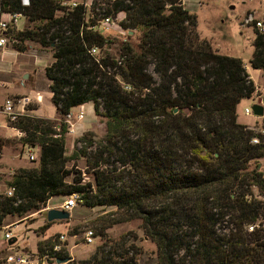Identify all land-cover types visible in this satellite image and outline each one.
<instances>
[{
	"label": "trees",
	"instance_id": "1",
	"mask_svg": "<svg viewBox=\"0 0 264 264\" xmlns=\"http://www.w3.org/2000/svg\"><path fill=\"white\" fill-rule=\"evenodd\" d=\"M62 3L0 0L2 12L27 21L13 40L51 54L45 77L59 116L57 123L23 117L13 124L25 134L21 147L39 149L38 163L12 175L0 228L8 216L77 194L86 207L116 208V224L140 222L156 264H264V135L237 123L238 105L255 93L242 62L199 38L183 0H92L88 14L84 4L71 10ZM118 14L123 41L95 29ZM18 44L16 52L27 51ZM252 47L250 67L264 72V31L254 32ZM86 104L104 121L105 136L99 143L84 136L85 147L68 159L65 118ZM254 138L259 145H251ZM77 155L92 183L66 181V164ZM127 242H105L78 264H137Z\"/></svg>",
	"mask_w": 264,
	"mask_h": 264
},
{
	"label": "rangeland",
	"instance_id": "2",
	"mask_svg": "<svg viewBox=\"0 0 264 264\" xmlns=\"http://www.w3.org/2000/svg\"><path fill=\"white\" fill-rule=\"evenodd\" d=\"M77 4H92V0H72ZM185 6L189 8V12L196 15V31L200 39L206 40L211 46L212 50L218 55L238 59L242 62L248 77L252 80L255 86L254 95L242 101L237 107V123L247 126L255 131L263 130L264 128V115L263 118H255L252 115L245 116L244 109L255 105L257 102H262L264 109V72L253 70L250 67L249 61L252 58L253 47L252 42L254 39V32L257 30L255 27L256 22L263 23L264 25V0H185ZM101 11L96 10V13ZM0 13L1 4H0ZM61 12L58 13L60 15ZM115 22L122 21V14L115 17ZM25 20L21 18L18 20L17 28L23 29ZM120 26V25H119ZM102 33L103 36L110 39H117L123 41L125 36L119 34L118 30L105 32L100 30V27L95 28ZM21 32L10 27L6 33L8 38V46L14 49V44H18L13 40L16 33ZM139 39V34L135 33L130 40L132 47L135 49ZM20 46L28 47L25 57L21 60L26 62L27 57L36 54L35 51H42L38 45L30 42L18 44ZM33 52V54H32ZM47 53L43 57V63L49 66L51 64V54ZM115 54V51H111ZM21 54V53H20ZM99 55L97 52L96 55ZM43 65H40L42 68ZM46 66V67H47ZM40 76L37 86L31 87L33 92H43V100L41 105L35 102L25 107V115L38 119L48 120L51 122H58L59 116L55 107L51 102V95L47 85L49 81L43 78V70L39 69ZM19 72V68H18ZM17 75V74H16ZM36 75V74H34ZM12 89L11 87H9ZM0 91V107L7 99L28 97L24 95L8 96ZM40 108V109H39ZM35 112L36 110H38ZM93 110V109H92ZM38 116L36 117L35 116ZM90 107L81 108L71 112V118H65L69 128L68 134L65 136V157L71 158L76 149H83L84 144L80 143L81 139L89 136L94 142L99 143L105 136L104 121L93 115ZM80 117H82L80 119ZM69 121V122H68ZM239 121V122H238ZM19 140L15 138V133L12 130H0V193H5L8 188L7 184L11 181L12 175L19 169H32L37 167V157L39 149H35L34 154L36 160L29 162L26 155L22 151ZM26 153L27 150L24 149ZM260 164V171L264 176V159L258 161ZM253 167V166H252ZM251 167V168H252ZM66 168L71 172L67 178V182L71 183L73 177L81 176L84 183H92V175L86 170V162L82 157H77L66 164ZM253 198L263 200L260 192L256 188H252ZM67 196L53 197L48 200L45 205L40 207V210L27 213L24 217L8 216L0 228V258L8 254L10 251L30 252L36 257L41 258L51 251L55 244H59V237H70L74 234L79 237L86 230H91L96 236V243L94 246H79L73 248V241L68 240V248H62L65 253L61 254L62 257L69 255V251L74 257L75 264L88 261L95 253L97 247L103 243H119L122 239H127V247L133 245L136 249V263L137 264H156V248L149 240L145 239L142 231L139 229L140 222L133 221L130 223L116 224L119 219V213L114 207H94L89 208L82 203L76 206L70 213L68 221L49 223L46 221V212L48 210H60ZM3 199H1L2 201ZM43 227H48L43 230ZM6 228V230H4ZM5 233L10 234V238L15 240L11 247L8 246V241L5 240ZM134 237L136 240H134ZM13 242V241H12ZM50 255V254H49ZM51 256V255H50Z\"/></svg>",
	"mask_w": 264,
	"mask_h": 264
},
{
	"label": "built area",
	"instance_id": "3",
	"mask_svg": "<svg viewBox=\"0 0 264 264\" xmlns=\"http://www.w3.org/2000/svg\"><path fill=\"white\" fill-rule=\"evenodd\" d=\"M22 5L27 6L28 5V0H22ZM78 5L75 2H72L71 0L69 2H66L63 0L62 6L68 7L69 9H75ZM84 8L88 13H90V8L91 5L90 3H85ZM6 17L7 19H5ZM23 17L21 14H10V13H0V49L4 48L5 46L8 45V38L6 36V33L10 27H13L17 20L19 18ZM124 18V15L122 14V20ZM116 18H105L98 22V27H100V30L105 31V32H110L113 30H118L119 34H123V36L126 35V32L121 29L119 26V22H115ZM256 29H258L260 32L264 31V25L263 23L256 22L255 23ZM130 32H128L129 34ZM90 55L94 56L96 55L97 51L95 49L91 50ZM33 102L35 103H41V98L37 97L35 101L28 97H20V98H13V99H7L2 107H0V130H12L15 133V138L18 140H21L25 137V134L14 128L13 124L17 122L18 119L23 118V117H28V115H25L26 111L24 108L32 104ZM260 105L262 104L261 101ZM258 103V102H257ZM256 103V104H257ZM262 106V105H261ZM244 115L245 116H250L251 115V110L249 108L244 109ZM66 118L70 119L71 118V113L66 116ZM82 117H80L81 119ZM69 122V121H68ZM67 123V121H66ZM252 131H255L251 128H249ZM257 134L264 135V130H259L255 131ZM259 139L254 138L251 141V145H259ZM24 149L27 150V152H24ZM37 148H32L28 145H24L22 147L23 153L26 155V159L29 162H33L36 160V155L34 154V151ZM13 194V189H8L5 193H0V202L1 199L4 198H9L12 197ZM82 203L81 197L77 194H74L72 196L67 197L65 202L63 203V206L60 210L71 213V211L78 205ZM6 230V228H4ZM249 231H252V228H249ZM4 238L6 241L12 242V239L10 238L9 233H5ZM59 244H55L51 251H47L45 255H43L41 258L36 257L34 254L30 252H18V251H10L8 254L0 258V264H57L56 261L58 260H66L62 264H75L74 262V257L69 251V255L67 254L64 258L62 257V253L64 254L65 252L62 251V248H68V240L73 241V248L79 247V246H87L91 247L94 246L96 243V236L91 230H86L83 232V234L79 237L78 235L74 234L70 237H63L60 236L59 239ZM9 246V245H8ZM11 247V246H9ZM51 256H50V255ZM64 258V259H63Z\"/></svg>",
	"mask_w": 264,
	"mask_h": 264
},
{
	"label": "crops",
	"instance_id": "4",
	"mask_svg": "<svg viewBox=\"0 0 264 264\" xmlns=\"http://www.w3.org/2000/svg\"><path fill=\"white\" fill-rule=\"evenodd\" d=\"M183 5L185 6V0H183ZM185 8L189 11L188 7L185 6ZM4 18L7 19L6 17ZM21 18L25 20V23L23 25V29H18L17 23H18V20H20ZM21 18H19L16 24L13 26L18 31H23L27 26L26 19L24 17H21ZM35 53L36 54L34 55H31L30 53L29 55L30 58L27 57L28 60L24 62L23 60H21V57L23 56L25 57L26 54H22V53L20 54L16 52L14 49L10 48L8 45L0 49V91L1 93H3L4 95H8L9 97L19 96V95L29 96L30 99H32L33 101H35L37 97H40L41 103H36V104L37 105L42 104L43 92L42 93L33 92L32 91L33 89H31V87L32 86L35 87V85L37 86L38 84L37 82L39 78H35V76H40L39 69L43 70V78L45 76V68L47 65L43 63L42 56L46 55L47 53H44L40 50L35 51ZM40 65H43L42 68H40ZM18 68H19V72H18ZM49 86H50V83L49 85H47V89H49ZM9 87H11L12 89H10ZM8 96H5V97H8ZM85 107H90L91 111H93L92 105L86 104L81 107L72 109L71 112H73L74 110L85 108ZM39 109L36 110L35 112L39 111Z\"/></svg>",
	"mask_w": 264,
	"mask_h": 264
},
{
	"label": "water",
	"instance_id": "5",
	"mask_svg": "<svg viewBox=\"0 0 264 264\" xmlns=\"http://www.w3.org/2000/svg\"><path fill=\"white\" fill-rule=\"evenodd\" d=\"M66 2H69L70 0H65ZM6 7V6H5ZM130 35L132 34V32L129 33ZM251 111H252V115L255 118H263L264 115V109L263 107L260 105V102H258L257 104L253 105L251 107ZM70 217V213L62 211V210H57V209H52V210H48L46 212V221L47 223H53V222H61V221H68ZM13 242H9L8 245H11ZM66 260H58L56 261L57 264H62L64 263Z\"/></svg>",
	"mask_w": 264,
	"mask_h": 264
}]
</instances>
